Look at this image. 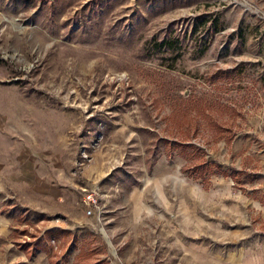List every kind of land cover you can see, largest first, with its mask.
<instances>
[{
  "label": "rangeland",
  "instance_id": "rangeland-1",
  "mask_svg": "<svg viewBox=\"0 0 264 264\" xmlns=\"http://www.w3.org/2000/svg\"><path fill=\"white\" fill-rule=\"evenodd\" d=\"M28 155L59 162L60 202ZM263 241L264 0H0V264H228Z\"/></svg>",
  "mask_w": 264,
  "mask_h": 264
},
{
  "label": "crops",
  "instance_id": "crops-1",
  "mask_svg": "<svg viewBox=\"0 0 264 264\" xmlns=\"http://www.w3.org/2000/svg\"><path fill=\"white\" fill-rule=\"evenodd\" d=\"M45 161L46 159L44 160L40 157L35 158L34 155H32V157L31 155H28L19 175L26 182L31 183L30 185L32 189L41 191L48 197L57 199L58 202H60L62 200V196L64 195V186L56 177V175L60 176V172H56L60 171L58 167L59 162L53 160L50 164ZM46 174H51L56 181H50L49 176ZM76 185L77 184L74 182L72 177V191L75 189ZM63 206L64 205L60 204L58 206V210L63 211ZM228 264H264V241L254 242L252 245L244 248L243 250H239L236 254H231Z\"/></svg>",
  "mask_w": 264,
  "mask_h": 264
},
{
  "label": "built area",
  "instance_id": "built-area-1",
  "mask_svg": "<svg viewBox=\"0 0 264 264\" xmlns=\"http://www.w3.org/2000/svg\"><path fill=\"white\" fill-rule=\"evenodd\" d=\"M81 192L80 205L83 216L98 220L102 212V206L97 191L91 188H81Z\"/></svg>",
  "mask_w": 264,
  "mask_h": 264
},
{
  "label": "trees",
  "instance_id": "trees-1",
  "mask_svg": "<svg viewBox=\"0 0 264 264\" xmlns=\"http://www.w3.org/2000/svg\"><path fill=\"white\" fill-rule=\"evenodd\" d=\"M214 29L213 31H217L218 30V27L216 25H213ZM172 43L173 41L171 40H161V41H158V42H155L153 47H155L156 49H162V48H170V49H173V46H172ZM205 47H203V49L201 51L204 50ZM47 233H51L50 230L46 231ZM38 238L34 239L32 242L30 241H23L22 243L19 244L20 248L21 249H27V248H31L33 251H35L37 249V243H38ZM88 264H99L98 262H92V263H88Z\"/></svg>",
  "mask_w": 264,
  "mask_h": 264
}]
</instances>
